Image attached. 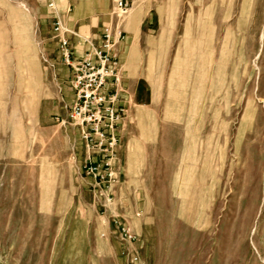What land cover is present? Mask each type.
I'll return each instance as SVG.
<instances>
[{
	"label": "rangeland",
	"instance_id": "1",
	"mask_svg": "<svg viewBox=\"0 0 264 264\" xmlns=\"http://www.w3.org/2000/svg\"><path fill=\"white\" fill-rule=\"evenodd\" d=\"M116 1L122 112L94 179L44 6L0 0V264H264V0Z\"/></svg>",
	"mask_w": 264,
	"mask_h": 264
},
{
	"label": "built area",
	"instance_id": "2",
	"mask_svg": "<svg viewBox=\"0 0 264 264\" xmlns=\"http://www.w3.org/2000/svg\"><path fill=\"white\" fill-rule=\"evenodd\" d=\"M51 6V3L50 5ZM132 2L129 0H117L115 7L125 14ZM60 25L56 23L54 33H58ZM53 39H58L59 51L62 62L71 69L70 86L74 92V101L69 111L70 121L78 127L79 137L85 143L87 152L101 154L104 160L92 161L87 155L85 171L94 179H101L102 166H109V159L117 142V126L121 119L122 110L115 107L113 96H107L104 91L107 88L110 77L109 64H114V56H110L114 47L113 33L110 28H105L99 47L91 48L82 58L72 62L69 53V44L66 39L57 34ZM121 235L128 241L133 240L129 230L121 228ZM137 259H132L136 262Z\"/></svg>",
	"mask_w": 264,
	"mask_h": 264
},
{
	"label": "crops",
	"instance_id": "3",
	"mask_svg": "<svg viewBox=\"0 0 264 264\" xmlns=\"http://www.w3.org/2000/svg\"><path fill=\"white\" fill-rule=\"evenodd\" d=\"M41 5L44 6L45 12L42 16L41 23H50L44 26V33L48 36V56L51 67H54L60 73H63V77H59V85L65 83L70 84L71 69L69 66L62 62L61 54L59 51L58 39H53L54 35L57 34L60 38L67 40L69 44L70 59L72 62H76L82 58L87 52H90L91 48L99 47L101 44L100 36L98 35V28L104 27L112 28L104 23L108 22L109 11L111 10L113 0H40ZM51 3V6H49ZM134 20V18H133ZM48 21V22H47ZM86 21L88 26H80L79 23ZM132 21V20H131ZM99 22L102 24L100 25ZM58 23L63 25L62 35L54 33V26ZM52 26V27H51ZM51 28H53L51 30ZM113 33V31H112ZM114 47L110 56H114L115 59H120L122 54L126 52L127 47L123 44V37L121 38L118 34L117 38L113 33ZM122 39V40H120ZM46 44V45H47ZM110 77L108 78L107 88L104 93L107 96H113L118 102L122 101L123 95L119 93V87L121 82L119 79V72L117 70V62L109 64ZM123 76V75H122ZM124 82V81H122ZM124 86V85H123ZM73 104L69 106L70 108ZM116 106V105H115ZM76 142V138L74 139ZM80 141V138H78ZM82 150L87 152L85 144H82ZM87 156L82 157L81 166H86ZM92 161H96L92 158Z\"/></svg>",
	"mask_w": 264,
	"mask_h": 264
}]
</instances>
